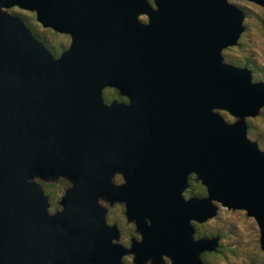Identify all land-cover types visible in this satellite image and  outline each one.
Returning a JSON list of instances; mask_svg holds the SVG:
<instances>
[{
  "label": "water",
  "instance_id": "1",
  "mask_svg": "<svg viewBox=\"0 0 264 264\" xmlns=\"http://www.w3.org/2000/svg\"><path fill=\"white\" fill-rule=\"evenodd\" d=\"M246 1L264 9V0ZM152 3L124 0V41L111 51L88 20L59 23L57 0H0V264H122L127 251L133 264L162 256L205 264L200 254L218 238H195L191 223L211 218L214 203L252 217L264 250V149L245 122L264 109V81L221 55L236 44L243 13L229 0ZM13 6L70 32L68 49L54 58L7 12ZM104 86L129 104L104 105ZM114 173L122 184L110 182ZM190 173L204 196H182ZM35 176L69 183L60 210L48 213ZM99 197L124 202L141 237L129 250L116 243Z\"/></svg>",
  "mask_w": 264,
  "mask_h": 264
},
{
  "label": "rangeland",
  "instance_id": "2",
  "mask_svg": "<svg viewBox=\"0 0 264 264\" xmlns=\"http://www.w3.org/2000/svg\"><path fill=\"white\" fill-rule=\"evenodd\" d=\"M243 13L242 31L235 45L221 50L224 62L237 67H245L250 71L252 81H264V9L246 0H229ZM10 13L23 18L32 31L42 37L52 49L60 45H66L68 40H61L51 29L41 27L34 18V13L18 7L8 9ZM139 19L144 22L145 16L140 15ZM226 122H233L235 118L224 110H217ZM264 109L260 108L254 117H246V137L254 141L259 149H264ZM246 125V126H247ZM58 178L47 179L52 183H57ZM35 182H43L38 176L33 177ZM120 178L114 176L110 178L113 184L118 183ZM48 182V181H47ZM196 187L198 184H195ZM201 187V186H200ZM62 190V189H61ZM61 190H55L52 200L56 201L61 195ZM103 197L97 199L98 203L107 207L106 221L108 224H117L127 234H121L118 242L128 246L130 224H126L122 216L120 204H113L108 207L103 201ZM216 205L215 214L202 223L192 222L193 227L198 226L199 234H207L208 237L218 238L217 251L202 252L200 258L205 264H264V250L259 248V230L255 220L247 216L244 210H231ZM52 206L49 207L51 212ZM195 232V228H194ZM133 233V232H132ZM195 237V236H194ZM163 263L169 264L167 257L163 256ZM124 264H132L131 255L123 257ZM144 264H150L146 261Z\"/></svg>",
  "mask_w": 264,
  "mask_h": 264
},
{
  "label": "flooded vegetation",
  "instance_id": "3",
  "mask_svg": "<svg viewBox=\"0 0 264 264\" xmlns=\"http://www.w3.org/2000/svg\"><path fill=\"white\" fill-rule=\"evenodd\" d=\"M147 1L151 5V7H154L152 0H147ZM123 6H124V0H57L59 23H64L65 25H69L72 28H77V27L83 25L86 22V20H88L89 25L94 29L92 32L98 33L100 31L101 33H103L105 39L110 44H112L108 47V49L111 51H115V49L116 50L119 49L118 43H121V41H124V40H119L120 36H121V27H120L121 26V9H123ZM8 9H7V12H9ZM86 11L89 12V14L85 16L84 12H86ZM10 14H13V13H10ZM14 15H16V14H14ZM16 16H18V15H16ZM139 16L140 15L137 16L138 20H140ZM18 17L23 21L24 25L30 30L32 35L49 50V52L52 54V56L54 58H59L60 55L62 54V52L65 51L66 49H68V47L70 46V43L72 40V35L70 32L54 31L51 29L54 32V34H56L61 40H68L66 45H60L58 48L52 49L48 46V44L45 42V40L42 37H40L38 34H36V32L31 30V28L23 20V18H21L20 16H18ZM34 18H35V15H34ZM145 21H146V19H145ZM43 28L50 29L48 27H43ZM126 41H128V40H126ZM175 41H180V40H175ZM127 89H128V86L125 85L123 87V90L126 91ZM100 98H101L102 103L104 105H110L111 103H116V104H121V105L129 104L128 95H126L125 93H122L119 88H116L114 86L102 87L100 89ZM114 176H118L120 178V181L118 183L113 182V184L119 185V184L123 183V178H122L121 174L114 173L112 175V177H114ZM42 181L43 182H47V181L52 182L51 180H42ZM193 183L198 184V186L203 187L200 184V181L195 178V175L193 173L188 174L187 178H186V187L182 191V196L185 199L190 197V196L201 197V196H196V195L185 194V190L189 187V184H193ZM39 185H40V182H39ZM68 186H69V183H68ZM40 187H41V185H40ZM67 187H65L63 189L61 195L63 194L64 190ZM42 191H43V189H42ZM204 191H205V188H204ZM43 193H44V191H43ZM44 195H46V194L44 193ZM61 195L58 197V199H56V205L55 206H53L51 204L52 202L49 200L48 196L46 195L47 202H48V206H47L48 213L52 214L55 211L60 210L61 207L58 204V201H59ZM204 195H205V193H204ZM103 201L107 204L108 207L112 206L113 204H120L121 205L122 216L124 217V221L126 222V224L131 225L129 228V233H128L129 234L128 246H125L124 244L118 242L121 234H126V233L123 231L122 226H120V228H119L117 226V224H114V223L108 224L107 223L106 214H107L108 209L106 206H102L100 204V206L105 208V214H104L105 223L107 225H115L116 226V229L118 231V239L116 240V243L121 245L124 249L129 250L131 247L132 241L138 242V241H140L141 237H140L139 232L136 231L134 221L127 220V218H126L124 202L123 201H117V202H113L110 204L105 199ZM50 206H52V209H53L51 212L49 211ZM128 254L131 255V262L133 264V254L130 251H127L126 253H124L120 257V261L122 262V264H124L123 257L125 255H128ZM163 262L164 261H163V256H162V262L161 263H163ZM169 264H170V262H169Z\"/></svg>",
  "mask_w": 264,
  "mask_h": 264
},
{
  "label": "trees",
  "instance_id": "4",
  "mask_svg": "<svg viewBox=\"0 0 264 264\" xmlns=\"http://www.w3.org/2000/svg\"><path fill=\"white\" fill-rule=\"evenodd\" d=\"M247 125V124H246ZM247 127L249 128V124L247 125ZM40 185L44 191V193L48 196L49 200L52 202L51 204L53 206L56 205V201H52V195L53 193H55V190H61L63 191V189L65 187L68 186V182L63 179V178H59L58 182L52 183V182H40ZM205 193L204 188L197 186L193 183V184H189V187L185 190V194L187 195H196V196H203ZM193 226V225H192ZM195 232L194 235L195 238H199V237H207L208 235L203 233V234H199L198 233V226L195 225ZM218 249H216L215 251H217Z\"/></svg>",
  "mask_w": 264,
  "mask_h": 264
}]
</instances>
